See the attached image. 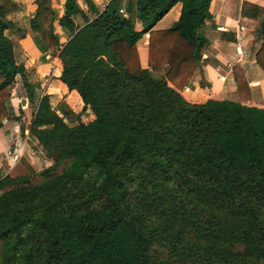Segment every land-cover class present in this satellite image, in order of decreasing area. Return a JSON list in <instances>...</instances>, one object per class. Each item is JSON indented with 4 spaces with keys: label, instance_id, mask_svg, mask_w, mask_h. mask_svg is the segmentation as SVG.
Masks as SVG:
<instances>
[{
    "label": "trees",
    "instance_id": "1",
    "mask_svg": "<svg viewBox=\"0 0 264 264\" xmlns=\"http://www.w3.org/2000/svg\"><path fill=\"white\" fill-rule=\"evenodd\" d=\"M84 1L92 18L77 0L61 15L52 0H35L30 28L58 47L60 79L94 118L47 93L37 100L29 130L52 162L0 176V264H264V107L249 103L239 63L237 100L180 93L201 59L210 0ZM176 2L178 19L153 28ZM17 8L0 0V123L17 74L34 100L6 34ZM55 21L69 32L64 42ZM257 32L264 70V12Z\"/></svg>",
    "mask_w": 264,
    "mask_h": 264
},
{
    "label": "crops",
    "instance_id": "2",
    "mask_svg": "<svg viewBox=\"0 0 264 264\" xmlns=\"http://www.w3.org/2000/svg\"><path fill=\"white\" fill-rule=\"evenodd\" d=\"M14 1L18 8L9 18L16 28L7 29L6 34L13 40L16 62L24 65L25 76L29 82L35 83V91L32 101L27 96L20 74L9 86L10 96L6 105L10 114L0 123V176L24 173V162L35 169L51 164V159L38 149L37 139L29 130L36 102L42 94L49 95L52 105L64 101L83 121L94 118V113L84 106L79 93L60 79L62 65L57 55L58 47L48 48L38 32L30 28L35 0ZM77 2L89 18L94 16L84 0ZM95 2L103 6L106 0ZM52 5L58 15L65 10V0H52ZM180 10L181 2H176L153 28L170 27L178 19ZM209 10L212 17L207 18L200 28L206 43L201 48L199 65L180 93L192 102H202L210 97L237 100L232 67L239 63L248 80L249 103L264 107V70L255 60V53L261 44L257 30L264 12V0H210ZM73 18L79 25L84 23L80 14H75ZM142 26L140 22L136 23L137 29ZM53 28L60 41L64 42L69 32L57 21L53 23ZM137 49L141 66L148 67L147 32L138 39ZM13 153L19 157L14 158Z\"/></svg>",
    "mask_w": 264,
    "mask_h": 264
},
{
    "label": "rangeland",
    "instance_id": "3",
    "mask_svg": "<svg viewBox=\"0 0 264 264\" xmlns=\"http://www.w3.org/2000/svg\"><path fill=\"white\" fill-rule=\"evenodd\" d=\"M13 29H15V28H13ZM66 120L69 121L70 123L75 122L76 121V116L75 115H70ZM38 149L40 150V148H38ZM42 154H45V153L42 152ZM23 165L25 166V172H27L29 165L26 164V162H24ZM36 179H38V177L34 178V180H36ZM154 253H155L157 259L164 258V253L161 250V246H159L158 244L155 245Z\"/></svg>",
    "mask_w": 264,
    "mask_h": 264
},
{
    "label": "built area",
    "instance_id": "4",
    "mask_svg": "<svg viewBox=\"0 0 264 264\" xmlns=\"http://www.w3.org/2000/svg\"><path fill=\"white\" fill-rule=\"evenodd\" d=\"M121 10H123V9H121ZM13 157H14V158H18L19 155H18L17 153H13Z\"/></svg>",
    "mask_w": 264,
    "mask_h": 264
}]
</instances>
